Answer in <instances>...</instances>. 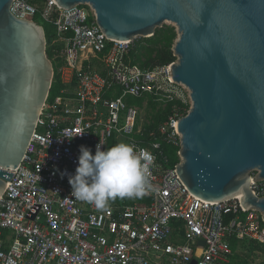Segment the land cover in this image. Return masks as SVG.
<instances>
[{
	"label": "built area",
	"instance_id": "1",
	"mask_svg": "<svg viewBox=\"0 0 264 264\" xmlns=\"http://www.w3.org/2000/svg\"><path fill=\"white\" fill-rule=\"evenodd\" d=\"M10 9L52 25L46 50L61 88L47 97L0 199V264H233L248 242L264 243L260 212L246 210L239 199L195 196L170 164L164 144L179 149L177 123L191 106L189 89L172 78L173 61L133 63L135 40L107 37L88 5L65 9L54 0H13ZM128 96L145 98L138 109ZM168 105L162 120L143 124L142 108ZM120 142L154 157L150 190L109 201L103 210L75 199L68 177L80 147L95 154L97 145L107 150ZM251 187L264 196V179H252Z\"/></svg>",
	"mask_w": 264,
	"mask_h": 264
},
{
	"label": "water",
	"instance_id": "2",
	"mask_svg": "<svg viewBox=\"0 0 264 264\" xmlns=\"http://www.w3.org/2000/svg\"><path fill=\"white\" fill-rule=\"evenodd\" d=\"M12 1L0 0V199L26 154L54 75L43 27L15 16ZM54 1L65 9L88 5L113 40L148 38L163 23L174 24L172 78L191 97L177 123L175 172L195 196L239 199L264 220V196L251 187L252 179H264V0Z\"/></svg>",
	"mask_w": 264,
	"mask_h": 264
},
{
	"label": "clouds",
	"instance_id": "3",
	"mask_svg": "<svg viewBox=\"0 0 264 264\" xmlns=\"http://www.w3.org/2000/svg\"><path fill=\"white\" fill-rule=\"evenodd\" d=\"M153 161L150 153L137 151L128 143L120 142L107 150L97 145L95 154L82 145L75 174L68 177L71 195L97 210L117 198H141L151 187L148 172Z\"/></svg>",
	"mask_w": 264,
	"mask_h": 264
},
{
	"label": "trees",
	"instance_id": "4",
	"mask_svg": "<svg viewBox=\"0 0 264 264\" xmlns=\"http://www.w3.org/2000/svg\"><path fill=\"white\" fill-rule=\"evenodd\" d=\"M46 35V32H45ZM176 38V32L173 27H165L160 29H155L153 36L148 38H142L135 43L134 50L131 51L130 57L133 63L139 64L141 67H149L153 65H162L167 64L171 61L175 60V56L173 55L172 45ZM47 39V37H46ZM48 41V39H47ZM47 55L51 58V54L48 50H46ZM143 58V59H142ZM56 64L54 65V68ZM61 88V83L58 75L55 73L53 76L51 89L49 92V98L54 96L59 92ZM145 97L138 98V104L143 102ZM152 103L150 104V106ZM168 105L165 109L161 108H153L155 114L152 116L154 120V124L160 120H162L169 110ZM156 109V110H155ZM166 152L170 158V164L174 165L178 162V156L176 154L177 147H170L166 144ZM247 251L250 252H260L264 254V243H258L256 241H251L247 243ZM233 264H247V259L244 257H236Z\"/></svg>",
	"mask_w": 264,
	"mask_h": 264
},
{
	"label": "rangeland",
	"instance_id": "5",
	"mask_svg": "<svg viewBox=\"0 0 264 264\" xmlns=\"http://www.w3.org/2000/svg\"><path fill=\"white\" fill-rule=\"evenodd\" d=\"M37 1H39V0H37ZM34 21L37 22L38 24H40L43 27L44 31L46 32V37H47V39H49L50 38V34H51L52 30H53L52 25L49 22L43 20L39 16H35ZM169 26L173 27L174 30H175V32H176V27L171 22L163 23L162 26L157 27L156 29L165 28V27H169ZM176 37H177V33H176ZM142 38L143 37H141V36L136 37L134 39L135 40V43L137 41H139V40H142ZM126 100L128 101V103L134 105L136 108L139 109L141 103L138 104V98L132 97V96H128L126 98ZM154 114H155V111L154 110H149V108H142L141 109V112H140V116L142 118L143 124L145 122H147V120H149L150 117H152ZM244 255H245V258L247 259V264H264V254H261L260 252H250V251H247L246 253H244Z\"/></svg>",
	"mask_w": 264,
	"mask_h": 264
}]
</instances>
